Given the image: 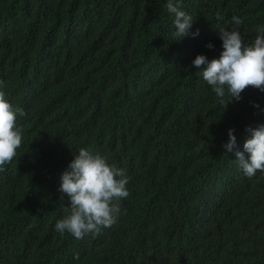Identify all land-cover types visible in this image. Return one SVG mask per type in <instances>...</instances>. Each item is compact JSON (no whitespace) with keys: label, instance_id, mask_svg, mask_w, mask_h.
I'll return each instance as SVG.
<instances>
[{"label":"trees","instance_id":"16d2710c","mask_svg":"<svg viewBox=\"0 0 264 264\" xmlns=\"http://www.w3.org/2000/svg\"><path fill=\"white\" fill-rule=\"evenodd\" d=\"M180 2L199 35L178 41L167 0H0V90L25 112L0 171V264H264V178L223 147L234 129L244 151L264 92L225 108L227 88L222 102L190 63L220 57L233 16L253 44L264 0ZM80 148L125 170L129 196L113 226L76 239L55 225Z\"/></svg>","mask_w":264,"mask_h":264},{"label":"clouds","instance_id":"9594fccd","mask_svg":"<svg viewBox=\"0 0 264 264\" xmlns=\"http://www.w3.org/2000/svg\"><path fill=\"white\" fill-rule=\"evenodd\" d=\"M166 8L175 16L174 35L178 41L199 35V29L192 31L195 19L181 10L180 0H167ZM232 23L231 30L222 28L218 33L223 47L218 59L209 61L204 55H197L195 58V53L190 59V63L202 70L196 73H202L203 79L212 86L222 102L227 88L228 99L225 108L231 101H239L242 92L253 88L264 92V34L257 35L253 44H245L239 31L242 20L233 16ZM261 31L264 33V30ZM207 47L212 48L213 45L209 43ZM2 87L3 82H0V88ZM17 115L24 116V110L14 107L6 99L5 91L0 90V171L12 162L22 143V132L17 127ZM254 125L250 126L256 127ZM246 131L251 134V138L245 141L243 152L236 150L237 138L233 134L234 129L228 130L229 139L223 147L227 153L235 151L236 161L247 177L258 175L264 178V124L256 128L248 127ZM245 153L249 154L247 158ZM60 181L58 190L70 199L71 213L58 220L55 229L61 234L67 231L76 239H82L88 233H99L101 228L113 226L121 211L119 200L129 196L126 189V171L109 165L107 157L98 152L93 154L86 148L79 149L78 155L74 156L61 174ZM142 197H139V204ZM60 199L63 200L64 197L61 196ZM113 200L116 202L113 203ZM75 258H79L78 253Z\"/></svg>","mask_w":264,"mask_h":264}]
</instances>
